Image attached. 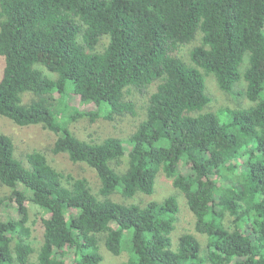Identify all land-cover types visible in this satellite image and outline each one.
<instances>
[{"label":"trees","instance_id":"trees-1","mask_svg":"<svg viewBox=\"0 0 264 264\" xmlns=\"http://www.w3.org/2000/svg\"><path fill=\"white\" fill-rule=\"evenodd\" d=\"M193 44L189 65L180 50ZM0 57V116L53 133L50 152L99 180L94 194L40 150L24 167L0 134V184L11 191L0 199V264H100L101 245L126 254L119 264H264V0H0ZM204 76L226 95L243 80L251 106L205 112ZM130 89L146 98L130 136L73 134L79 119L135 116ZM72 97L94 109L78 110ZM159 172L184 197L204 245L184 233L173 249L177 195L132 203L154 194ZM12 200L18 219H2ZM25 201L43 211L37 251Z\"/></svg>","mask_w":264,"mask_h":264},{"label":"rangeland","instance_id":"rangeland-1","mask_svg":"<svg viewBox=\"0 0 264 264\" xmlns=\"http://www.w3.org/2000/svg\"><path fill=\"white\" fill-rule=\"evenodd\" d=\"M106 43L107 40H103L97 47L98 50H101ZM193 46L194 44L185 46L180 50V57L189 65H192L189 60V51ZM2 68L3 60L0 57V78ZM204 80L205 94L210 98V103L204 109L205 112H216L220 108L236 109L240 107L245 109L251 106V102L241 95V92L245 88V82L243 80L238 84V87L234 89L233 95L222 93L218 89L216 81L212 76H204ZM31 97L32 96L27 94L24 96L23 101L27 102ZM125 98L134 103L136 110L135 116L128 115L112 122L99 119L90 123L87 119H79L70 125L71 131L77 138L86 141L93 140L100 142L107 137L126 139L136 130L138 124L145 117L146 98L134 92L132 89H130ZM70 102L80 111L94 109L93 105H81L76 97H72ZM0 134L7 135L11 138L14 145V158L21 162L24 167H27L25 157L27 154L38 150L44 151L52 167L65 176L87 180L92 192L97 194L99 180L94 170L82 163H72L65 154L53 155L50 152V148L53 146L56 139V136L53 133L43 129L40 125L20 127L15 125L9 119L0 116ZM180 171L183 174L190 172L189 168L184 165L180 166ZM10 192L9 188L0 184V199L9 197ZM170 194L177 195L179 203V213L177 215L175 230L171 233V244L173 249H175L177 245L178 237L184 233L194 234L204 245L205 237L194 232V217L187 208L184 197L173 189L171 180L167 179L162 172L157 174L154 194L151 196L139 194L132 203L147 204L151 201H162ZM111 199L121 203H128L120 194L112 195ZM9 204L11 205V208L7 210V213H2V219H5L8 214L13 219H18L19 216L16 213L17 203L12 200ZM24 206L27 208L28 217L25 227L30 230V242L33 248L37 251L43 239V231L40 226V218L43 216V211L29 201H25ZM100 254L102 256L100 264H119L127 259L126 254H122L121 256L111 255L103 245L100 246ZM65 260L69 263L71 262V250H67ZM31 262H35V256H32Z\"/></svg>","mask_w":264,"mask_h":264}]
</instances>
